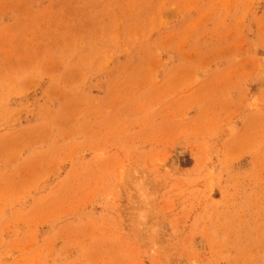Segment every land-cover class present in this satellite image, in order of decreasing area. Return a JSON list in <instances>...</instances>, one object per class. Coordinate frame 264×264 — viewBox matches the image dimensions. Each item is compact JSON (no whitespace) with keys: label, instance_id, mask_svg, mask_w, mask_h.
<instances>
[{"label":"rangeland","instance_id":"374dc122","mask_svg":"<svg viewBox=\"0 0 264 264\" xmlns=\"http://www.w3.org/2000/svg\"><path fill=\"white\" fill-rule=\"evenodd\" d=\"M0 264H264V0H0Z\"/></svg>","mask_w":264,"mask_h":264}]
</instances>
